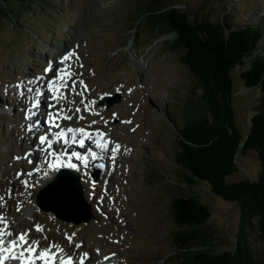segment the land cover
<instances>
[{
    "label": "rangeland",
    "instance_id": "1",
    "mask_svg": "<svg viewBox=\"0 0 264 264\" xmlns=\"http://www.w3.org/2000/svg\"><path fill=\"white\" fill-rule=\"evenodd\" d=\"M174 1L181 7H186L190 12H196L199 18L218 20L222 12L227 11L224 18L228 20L229 17L233 16L234 21L232 23L234 24L246 25L264 22V18H261L264 4L259 5L258 0ZM141 2V0H44L43 7L39 10L33 11L35 5L31 4L32 9L22 8L21 10L24 12L14 20L4 21L0 24V105L5 104V102L8 103V100H4L7 93L5 94L6 91L4 94L2 93L3 86L8 89V94L10 91H14L15 94L11 96V101L17 111L26 109V106L16 104L19 99V103H27L28 101L34 103L37 99L43 100L35 94L37 88L41 91L38 80H34L32 83L33 85L37 84L34 91L25 93L24 97L17 94V89L14 86L23 80H32V77H43L49 62L55 63V59H58L57 50L62 53L65 52V54L69 51L75 52L78 61L74 67L77 75L81 76H78L76 81L78 79L79 88L88 91L90 94L84 97L78 93L77 89L72 93L70 88L68 89L66 92L68 98L70 96L68 103L75 104L74 111L77 108L80 109L79 112L75 111L74 114L69 115L71 117L74 116L75 118L79 115L81 118H87L88 114L98 115L99 111L93 107L94 104L80 108L81 105L90 104V100L99 96L94 100L98 106L102 102V97L105 96L104 94L98 95L99 91L90 88L89 85L93 87L103 86L106 87L104 91L111 92L112 89L107 86L117 84L113 87L112 93V96L115 97V93L125 92L119 83H124L125 87L135 83L134 89L129 90V94L126 92L124 95L121 94L120 102L112 106L115 107V112L124 117L123 122L129 125L134 123V126L121 125L118 122L120 118L116 116H114V121L118 123H114L105 113L103 119L91 121L88 123V127L92 129L104 126L108 133H103V135L112 137L116 135L117 139L113 140L120 141L122 144L125 143L124 140L126 139L139 142L136 145L138 151L136 148L133 151L136 152L133 158L135 160L129 163L132 154L129 155L128 159V166L135 170V182L133 184L132 177L131 180L127 177L124 181L126 190L134 185L135 191L139 192V208H136L137 210L130 219L139 223L138 227L134 230V226L129 227L130 233L124 237L121 245L115 235H100L96 228L89 230V235H85L84 232L80 234L79 229L73 234L55 230L54 235L61 238L66 245L71 244L67 236H76L72 245L75 249L78 248L75 245H80L84 241L89 242L98 252L104 253L100 261L105 264H121V259L126 252L134 257V260L132 259L133 264H178L181 261L178 257L180 250L178 251L171 238L175 223L168 213L170 201L176 194H192L211 208L209 218L199 227L206 232V237L198 245L189 249L187 251L189 254L186 256H192L198 252L232 250L239 229L240 210L234 201L224 200L218 196L208 182L198 178L192 182L186 181L189 173L187 170L183 171L174 161L178 151V147L176 148V125L179 127L185 124L191 115L198 111L199 106L195 104V101L200 98L203 88L197 86L191 72L181 62L180 58L185 52L184 49L169 50L168 47L176 36L175 32L164 30L161 34H152L144 28L142 21L139 24L136 22ZM134 26H137L138 29ZM61 46H64L65 49H58ZM259 46L264 51V38ZM53 50H55L56 55L52 60ZM77 53L79 54L77 55ZM243 67H237L234 72L233 107L240 126L249 128L252 115L264 109V100L263 92L259 86L247 87L245 85L241 76ZM31 73L32 75H30ZM44 79L45 77L42 81ZM142 82L145 85L141 84ZM142 86L146 87V89L145 87L142 89L145 91L137 93ZM27 87L32 86L27 85ZM123 98H125V107L121 109L120 104ZM84 99H86V103L83 104ZM43 103L45 101H41V105ZM49 105L51 104L47 102L46 107H38L39 109L37 108L35 113L42 111L41 108L43 110L50 108ZM73 105L65 114L71 112ZM107 110L110 111V109ZM4 112L6 114H3ZM12 117L6 111V107H0V164L2 165L0 169L3 170L0 171L3 175V177L0 175V192L3 189L5 170L17 167L14 164L5 169V164H12L10 162L11 157L18 161V158L22 157L19 153L23 155L27 151L26 148L34 147L37 144L39 132L42 130L38 127L39 125L36 126L37 134L32 143H29L24 134L29 133L27 126L30 124H24L26 121L24 119L21 123L23 147L20 151L19 145L9 146L8 142L14 134ZM41 117L44 121L46 120L45 116L36 115L32 118L34 119L33 123L37 120L40 121ZM130 118H133L134 122ZM121 129H124L122 138H120ZM108 138L111 139V137ZM117 144L120 145V143ZM84 149L81 150V153ZM11 150L13 151L10 152ZM11 153L15 154L11 155ZM25 154L27 165L32 161L33 154L29 152ZM256 156L257 154L253 150L245 153L240 150L237 156V171L229 177V180L237 181L245 177L254 178L257 176L260 170V162ZM45 159L46 155H42L41 161L45 163ZM18 162L23 164L21 161ZM48 165H54V163ZM35 167L38 168L37 165L31 164L29 168L19 170L17 167L16 169L19 172L30 173ZM51 169H49V174L52 177L54 172ZM88 177H86L87 187L92 183ZM105 177L108 178L107 182L111 181L110 175ZM38 182L36 188L42 185ZM36 188L26 194L24 193L23 201L13 199L11 203H8L12 208L26 204L32 198ZM0 197L2 196L0 195ZM135 200L138 198H134ZM4 203L7 202L3 198L0 200L2 215L5 213L3 210ZM10 213L11 211H9ZM90 213L92 215L91 208ZM5 214L7 215L8 212ZM16 214L17 216L21 215V211L19 210ZM28 217L31 218L28 213H23L19 219L23 221ZM48 219L51 223V216L48 215L46 220ZM90 220L82 222V224L90 222L88 224L91 225L93 219ZM64 222L70 223L64 225L65 229L68 227L73 229L77 226L71 224L75 223L74 221L58 220L61 225ZM72 225L73 227H71ZM24 227L25 224H21V228ZM84 227L87 228V225ZM8 228H13V226ZM140 233L142 234L139 235ZM250 243L256 257L260 258L263 248L257 233L251 234ZM88 247H90L88 244H83L77 251L75 258L78 260L81 251L87 250L89 253L87 264H90V260L95 259L97 255L93 248L94 254H91L92 252H89Z\"/></svg>",
    "mask_w": 264,
    "mask_h": 264
},
{
    "label": "trees",
    "instance_id": "2",
    "mask_svg": "<svg viewBox=\"0 0 264 264\" xmlns=\"http://www.w3.org/2000/svg\"><path fill=\"white\" fill-rule=\"evenodd\" d=\"M43 1L0 0V24L14 20L24 12L22 8L29 9L31 4L35 5L33 11L39 10ZM141 1L136 22L142 21L152 34L175 32L168 48L184 49L181 62L197 86L203 88L195 101L198 111L185 124L176 125L178 151L174 161L189 173L186 181L198 178L208 182L218 196L234 201L240 210L232 250L186 256L206 237L199 227L209 218L211 208L192 194H176L168 213L175 223L171 238L180 250L178 264H264V109L252 115L249 128H242L235 115L232 88L235 69L244 66L241 76L245 85L259 86L264 100V51L259 46L264 38V22L239 25L232 23L233 16L224 18L227 11L220 19L212 20L199 18L174 0ZM240 150L255 151L260 170L254 178L230 181L238 168ZM254 232L263 248L260 258L250 243Z\"/></svg>",
    "mask_w": 264,
    "mask_h": 264
},
{
    "label": "bare ground",
    "instance_id": "3",
    "mask_svg": "<svg viewBox=\"0 0 264 264\" xmlns=\"http://www.w3.org/2000/svg\"><path fill=\"white\" fill-rule=\"evenodd\" d=\"M64 49L65 48H63L62 50ZM56 53L58 55V59H55L54 65L55 67L62 68L65 65H60L57 62L60 60L61 57L65 55V52L62 53L61 51L57 50ZM78 54L79 53H77V55ZM77 61H78L77 58L73 57L71 60L65 62L66 65L70 66L69 71H71L72 77L68 81L70 85L69 87L70 89L65 88V89H62L61 91L63 92L64 95H67L66 92L68 91V89L72 93L73 91H72L71 85L75 84V90L77 89L78 93H81L84 97H86L87 95H90L89 92L85 91L82 88H79L78 82L76 81V78L79 75H77V72L75 71L74 64L77 63ZM53 75H55V73H48L45 75V79L47 80L45 79L44 81H42L43 79L38 80L41 91L45 93V96L42 98L43 100H41L43 102L45 101V103H43L42 105L40 104L39 107H42V106L46 107L47 102H49V104L56 105L55 108H48V109L45 108L44 110L43 108H41L42 111H40L39 114H36V115L45 116L46 119L49 118V113L55 114L57 112L56 110H59V109L65 110L64 113L61 114V115H64L71 108L70 106L73 105V103H68L69 98H70V96L68 98V95H67V99H60L59 101L51 99L52 93L49 92L47 88V81ZM25 85L26 86L31 85L32 86L31 88L34 89L35 85L37 84L33 85V84L25 83ZM9 94L10 96H13L15 93L14 91H10ZM93 97H94V94H93ZM19 101L20 99L18 100V103L16 104H20L23 107L26 106V109L30 110V112H35L36 109L31 108L32 101H28L27 103H19ZM33 117L34 116H31L29 120L24 122V124H30V125L33 124V120H34L32 119ZM58 122H61L62 124L66 123L63 119L59 120ZM36 126L43 129L44 130L43 133L45 134L47 133L48 137L51 136L49 132L51 133L55 131V128H52L49 130L48 126L45 125L44 119H42V117H41V120L39 121V124H37ZM35 127L29 129L28 131L29 133L24 134V136L27 137V140L29 141V143H32L34 136L37 134L36 133L37 130L35 129ZM87 128L89 130L94 129L90 132L89 137H84L83 134H79V133L75 134L77 138H83L86 141V144L84 146L85 149L81 153V156H88L89 158L88 163H89L90 161H92L91 153L95 152L97 155V159H105L108 165H107L106 172L103 175L104 178L102 177L95 183H90L89 186L87 187L89 190L90 198H91L92 205H93L94 219L92 220L91 225L87 224L86 229L91 230V229L96 228L100 234L102 233L103 234H115L119 237L124 236L127 233L129 227L134 226L133 229H135L139 225V223L130 220L132 218V214L137 210L136 208H139V203H140V196L138 195L139 192L135 191L134 185H132L133 187H131L128 190H126L124 186L125 178L127 179L128 177L130 179L132 177V179L134 180L133 184L136 179L135 177L136 174H134L135 171L128 166L129 165L128 164L129 155L133 153V151L135 150V147L132 146L133 151H129L125 147H123L122 149H120V151L113 152L112 149H114V146L113 144L109 143V144H106V147L99 148L96 146V142L98 140L102 144H104L105 142L108 143L107 137H111V139L113 140V139H117L116 138L117 136L113 135L112 137V136L103 135L101 137L100 135H97V133H101V134L108 133V130H105L106 128L104 126L103 127L98 126L97 128H92V129H90L89 127ZM32 129L35 131H33ZM40 134H41V131L39 132V136H41ZM113 141H117V140H113ZM36 143L37 144L34 147H30V150L34 153V160L32 164L38 166L40 170L39 172L31 171L30 173H25V172L23 173V171L19 172L16 169L17 167L12 168V169H6L4 172L5 179L3 180V189L0 192V195L4 198V200H6L7 203L8 202L11 203L13 199H15L16 201H23V194L24 193L26 194L27 192H30L31 190L36 188L37 181H39L38 184L41 183L43 185L52 178L46 168L47 165L43 161H41L42 155L43 156L46 155L45 161L48 162V164H51V160L54 159V156H53L54 151L58 152V149L61 147L67 149L68 151L71 150V148L74 149L73 144L64 143L60 145V144H55V142H53L52 147L54 150L44 151L42 149H46L47 143L45 145H40L38 141ZM49 153H52V154L50 155ZM108 159H112L113 162H111L110 160L108 161ZM71 160L73 162H76V164L82 165V167L84 166L82 161L76 160L75 157H71ZM56 168H57V165H55V167H52L51 171L55 172ZM43 174H45L44 177H42ZM107 175H110L111 181H108V182L105 181V176ZM25 181L27 182V184H25ZM134 198L135 199L138 198V200L134 201ZM5 215L6 214L4 213V215L2 216L4 217ZM9 226L11 227V225ZM71 227H73V225ZM119 243L121 244L122 241H119ZM88 248H89V252L91 251L92 252L91 254H94L92 247L90 246ZM87 260L85 261V264H87Z\"/></svg>",
    "mask_w": 264,
    "mask_h": 264
},
{
    "label": "snow or ice",
    "instance_id": "4",
    "mask_svg": "<svg viewBox=\"0 0 264 264\" xmlns=\"http://www.w3.org/2000/svg\"><path fill=\"white\" fill-rule=\"evenodd\" d=\"M76 54L74 51H69L66 53L63 57L60 58V60L57 62L60 65H65L64 67H55L54 62L50 61L47 68H45L44 72L45 74L48 73H55V75L51 76L47 81V88L49 92L52 93L51 99L59 101L60 99H67V95H64L61 91L62 89L69 88L70 85L68 81L72 77L71 71H69L68 65H66V61L71 60L73 57H75ZM78 59V57H76ZM43 77H36L35 80H42ZM34 81L29 80L27 81V84H32ZM7 87V86H6ZM17 89V94L21 97L25 96V93H32L34 91L33 88L27 87L23 81L20 83H17L14 86ZM72 91L75 92V84L71 85ZM35 94L37 97L43 98L45 96V93L40 90H35ZM41 104V99H37L34 103H32L31 108L37 109L39 105ZM50 108H55V104L49 105ZM64 109H59L55 114L49 113V118L44 121L45 125L48 126L49 130L52 128L60 129V124L58 123L59 120H71L72 117L69 115H61L64 113ZM75 111L79 112L80 109L77 108ZM35 112H30V110H25V120H29L31 116H35ZM130 123V121H129ZM37 124H39V121H35L33 124L29 125V129L34 128ZM67 132H79L83 134L84 137H89L90 133L85 131L83 128L80 129H71L68 128L66 130ZM56 137L58 139L64 140V143H68V140L66 137V132L64 129H60V131L55 133ZM97 135H100L101 137L103 134L97 133ZM38 142L40 145H45L47 143V148L42 149L44 151H48L52 148V143L49 140V137L47 135H41L37 137ZM76 141L73 140V143ZM79 145L81 148L85 145V140L80 139ZM96 146L99 148L106 147V143L102 144L99 140L96 142ZM120 145L117 144L114 149H112L113 152L120 150ZM50 155L52 153H49ZM71 157H75L76 160L82 161L85 168L88 167V156H81L79 152H71ZM91 159L94 161L97 159V155L95 152L91 153ZM68 168H77L76 164H73L71 162L67 163L65 165ZM50 167H55V165H50ZM19 175V174H18ZM25 184L27 182L25 181ZM0 200H3V197H0ZM19 210V208L17 209ZM0 223L4 224V228H0V264H6L8 261L17 262V264H77L76 261L73 260L72 257H64L61 255L63 252L62 248H59L54 243H49L47 248H41L40 241H30L28 239L29 233L23 232L15 236L14 239H10L7 241V244L5 243V237H11L14 234L11 231H7V221L3 216H0ZM36 231H43L39 225H36ZM47 239V238H46ZM67 239L69 243H73L72 237L67 236ZM76 247H80L81 245H75ZM89 254L84 253L83 256L80 258L78 264H85L86 258H88Z\"/></svg>",
    "mask_w": 264,
    "mask_h": 264
},
{
    "label": "water",
    "instance_id": "5",
    "mask_svg": "<svg viewBox=\"0 0 264 264\" xmlns=\"http://www.w3.org/2000/svg\"><path fill=\"white\" fill-rule=\"evenodd\" d=\"M62 177H67L66 179L73 186L76 184V189L80 192L79 184H77L78 183V176L76 175L75 172H63ZM60 180H61V176H59V178L50 186V188L55 187V186L57 187V184L59 183Z\"/></svg>",
    "mask_w": 264,
    "mask_h": 264
}]
</instances>
